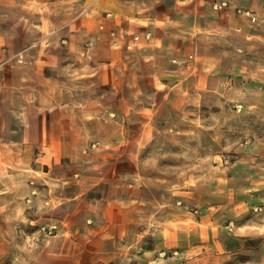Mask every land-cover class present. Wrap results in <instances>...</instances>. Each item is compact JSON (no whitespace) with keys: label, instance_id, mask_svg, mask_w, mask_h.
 Masks as SVG:
<instances>
[{"label":"rangeland","instance_id":"1","mask_svg":"<svg viewBox=\"0 0 264 264\" xmlns=\"http://www.w3.org/2000/svg\"><path fill=\"white\" fill-rule=\"evenodd\" d=\"M145 4L147 24L126 20L131 33L109 31L132 43L119 79L72 76L59 59L84 61L58 38L66 25L57 27L89 10L82 0H0V98L5 81L13 88L11 110L0 107V264H22L43 252L34 250L76 212L49 198L51 176L58 182L75 170L71 187L54 185L55 194L91 197L94 190L78 181L82 174L89 179L84 172L91 164L102 173L117 164L124 195L142 200L135 240L103 264H264V0ZM46 23L51 34L40 27ZM152 37L168 47L155 65L133 45ZM91 47L88 42L86 55ZM131 70L139 74L133 94ZM21 74L31 78L33 96L59 85L91 104L96 120L90 115L89 123H80L76 110L77 162L38 160L39 126L25 123L37 115L36 102L19 93ZM105 81L115 89L121 83L125 94L107 110L96 106Z\"/></svg>","mask_w":264,"mask_h":264},{"label":"crops","instance_id":"2","mask_svg":"<svg viewBox=\"0 0 264 264\" xmlns=\"http://www.w3.org/2000/svg\"><path fill=\"white\" fill-rule=\"evenodd\" d=\"M145 1L82 0V6L89 8L88 11L85 9L86 12L84 14L78 17L75 16L72 19L69 18L65 24L63 22L57 24V27L66 25V27L64 26L66 34L58 37L60 41L67 42L71 48L74 47L84 60L82 61L83 63L79 64L77 60H69L65 55L59 58L67 66L69 72L73 74L72 76L89 77L98 73L101 78L103 76L108 77L110 74L120 79L123 74H126L125 63L130 52L125 49V46H130L132 43L125 41L122 36L111 37L109 31L117 29L118 36L121 32L131 33L135 28L131 24L128 27L125 23L122 24L126 20L130 23L131 21H138L147 24L150 15L148 16L147 13L143 15L147 8ZM69 7H72V5ZM151 18L155 19L156 17ZM144 20L146 21L144 22ZM40 27L42 29L46 27L47 34H51L47 23L41 24ZM41 35L44 36L45 34L42 32ZM88 42L92 44V47L90 54L86 55L85 46ZM133 45L141 48L139 50H142L151 61H154V65L161 57H166L164 52L168 48L165 46L163 39L159 37H152L151 40L143 39L139 43L133 42ZM2 48L5 50L4 46ZM36 60L43 62L44 65L49 62V59L41 54L36 55ZM93 64L99 68L95 70L96 66ZM158 66L163 65L158 63ZM109 67L111 68L109 69ZM131 72L133 71L131 70ZM130 77L132 78L130 93H137L140 90L137 87L139 82L136 80L139 78V74L133 72ZM29 79L31 78L24 74L19 76L18 84L20 83V85L18 91L23 99H35L36 102L34 109L37 115L35 118L29 117L25 123L39 126L36 146L40 147L41 152L38 160L41 163L77 162L79 156L77 157L74 154L72 150L74 146H71L74 140L81 138L74 128L77 118L76 110H80V123H89L91 119V112H89V108H92L91 104H87L85 100L77 99L80 97H77L78 92L75 89L68 88L61 92L59 85L42 86L38 92L34 91L35 95L33 96ZM109 87H113V89ZM4 89L2 98H0V107L5 105L11 110L12 85L7 84L5 81ZM109 94L113 99L112 101H107L108 97L105 99V96ZM126 95L128 94L126 93ZM121 100H125L121 83L115 89L113 82H101L100 95L98 100H96V106L99 105V108L107 110L109 107L114 108L116 106L115 102L118 103ZM92 118L95 119L94 116ZM104 120H108V117H105ZM120 155H116V158L120 157ZM116 166L117 164L113 167L103 168L102 173V166L99 164L86 165L85 169H89V171L84 172V174L89 179H83L82 174L81 180L78 179V181L79 184L81 181V186L94 190L91 197H82V192L77 193L76 190L72 194H69V190L66 195L55 194V191L58 190L57 186L62 185L63 187L64 185L69 188L71 181L75 180L74 176L77 175L75 170H70L69 174L64 178L65 181L59 180L55 182V180L59 179V176H51L53 179H51L52 183L49 189L54 192L53 195L50 194L49 198L57 205L62 203V201L66 202L76 212L64 216L59 230L45 238L43 244L34 250L40 251L41 248L43 252H40L34 259L25 260L22 264L108 263L121 253L125 243H128L129 240H132V242L135 240V230L138 227L137 223L139 222L140 203L142 200H139L137 196L124 195L121 171ZM37 167H40V165H37ZM34 171L37 173V170ZM96 188L103 191H95ZM26 189L27 187L25 186V195L27 193ZM43 199L47 200L48 197L44 195ZM81 205H85L86 210H83L84 208L78 210Z\"/></svg>","mask_w":264,"mask_h":264},{"label":"built area","instance_id":"3","mask_svg":"<svg viewBox=\"0 0 264 264\" xmlns=\"http://www.w3.org/2000/svg\"><path fill=\"white\" fill-rule=\"evenodd\" d=\"M246 13H248V11H246ZM252 17V19H254V17L253 16H251ZM147 35H149V34H147ZM137 36H135V38H136ZM32 181V180H31ZM32 192H34V190L32 191ZM53 228H55V226L53 225Z\"/></svg>","mask_w":264,"mask_h":264}]
</instances>
